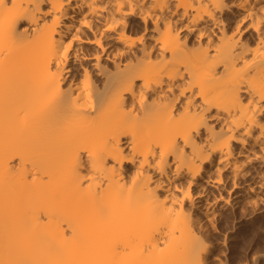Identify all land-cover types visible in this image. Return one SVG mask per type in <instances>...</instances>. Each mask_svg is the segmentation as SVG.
<instances>
[{"label": "bare ground", "instance_id": "1", "mask_svg": "<svg viewBox=\"0 0 264 264\" xmlns=\"http://www.w3.org/2000/svg\"><path fill=\"white\" fill-rule=\"evenodd\" d=\"M262 17L0 0V264H225L264 216Z\"/></svg>", "mask_w": 264, "mask_h": 264}, {"label": "rangeland", "instance_id": "2", "mask_svg": "<svg viewBox=\"0 0 264 264\" xmlns=\"http://www.w3.org/2000/svg\"><path fill=\"white\" fill-rule=\"evenodd\" d=\"M229 219L231 223H235L239 217L230 214ZM236 225L239 226L237 238L216 248L215 256L225 264H262L254 258L259 253L264 256V216L252 223L237 221Z\"/></svg>", "mask_w": 264, "mask_h": 264}, {"label": "snow or ice", "instance_id": "3", "mask_svg": "<svg viewBox=\"0 0 264 264\" xmlns=\"http://www.w3.org/2000/svg\"><path fill=\"white\" fill-rule=\"evenodd\" d=\"M262 22H264V17H262ZM234 35H235V33H234ZM262 36H264V32H262ZM77 39H79V37H73V40H77ZM262 101H264V97H262Z\"/></svg>", "mask_w": 264, "mask_h": 264}]
</instances>
